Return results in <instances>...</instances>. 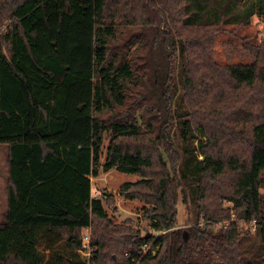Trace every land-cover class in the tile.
<instances>
[{
    "label": "trees",
    "instance_id": "1",
    "mask_svg": "<svg viewBox=\"0 0 264 264\" xmlns=\"http://www.w3.org/2000/svg\"><path fill=\"white\" fill-rule=\"evenodd\" d=\"M253 8L264 19V0H0V264H264L263 237L234 222L264 221V43L253 65L213 59L215 29ZM100 169L141 178L121 195L150 205L155 235L112 222Z\"/></svg>",
    "mask_w": 264,
    "mask_h": 264
},
{
    "label": "rangeland",
    "instance_id": "2",
    "mask_svg": "<svg viewBox=\"0 0 264 264\" xmlns=\"http://www.w3.org/2000/svg\"><path fill=\"white\" fill-rule=\"evenodd\" d=\"M237 8L238 11L235 14V17L242 18L243 13L245 14L248 9L251 8V4H244L242 2L237 6ZM253 11L255 14L251 18V22L249 24H227L221 29H215L216 34L214 37L213 59L217 65L223 67L234 65H253L256 62V55L247 50L246 46L259 47L264 43V19L259 17L256 13L257 8H253ZM180 72L181 65L177 62L175 71L177 82H180ZM139 124L142 129H146V126L143 125L142 119H139ZM171 135L174 143L177 144V146L178 144L180 145L181 141L177 138V130L175 127L173 128ZM109 139L110 136L107 135L105 137L101 165L104 164L106 159ZM200 141L203 142L206 140L199 136L198 140L195 139V145L198 146ZM199 159L202 160L203 157L199 156ZM6 177L7 148L5 146H0V223L4 222L8 207V194L5 191L7 182L3 180ZM139 180H141L139 176L122 174L116 170L106 173L100 169L98 177L91 178L92 195L95 198L102 199L105 210L114 224L130 226L142 237L146 234L148 236H150V234L155 235V233L151 230V224L144 217V211L149 209L150 205H145L141 201L127 199L121 195L122 186L124 184L136 183ZM262 193L264 195V190H262ZM184 194L186 196V202H184ZM109 198L110 200H108ZM228 206L229 204H225L226 208ZM177 209L178 217L175 228L176 230H186L195 224L194 208L189 204L186 192H183L181 189L178 191ZM82 234L83 238L88 237L90 240L89 242H91L92 229L83 230ZM90 249H92V247L89 248V250ZM147 252H144L143 250V255ZM155 254L156 253H154V255Z\"/></svg>",
    "mask_w": 264,
    "mask_h": 264
},
{
    "label": "built area",
    "instance_id": "3",
    "mask_svg": "<svg viewBox=\"0 0 264 264\" xmlns=\"http://www.w3.org/2000/svg\"><path fill=\"white\" fill-rule=\"evenodd\" d=\"M237 225L240 231L242 232H248L252 237H255L257 235H261L264 240V221L260 220H250V221H234ZM229 223L221 224L220 226H217V228L222 226H228ZM90 240L88 237H85L83 239V250L81 251V254L86 257L88 260L91 258V249L89 250V242ZM150 250V247L145 246L144 252H147ZM128 256V253L125 254Z\"/></svg>",
    "mask_w": 264,
    "mask_h": 264
},
{
    "label": "crops",
    "instance_id": "4",
    "mask_svg": "<svg viewBox=\"0 0 264 264\" xmlns=\"http://www.w3.org/2000/svg\"><path fill=\"white\" fill-rule=\"evenodd\" d=\"M7 177H8V165H7ZM7 177L6 178H4L3 180H5L6 182H7ZM1 180V179H0ZM5 191H6V193H8L7 191V186H6V189H5Z\"/></svg>",
    "mask_w": 264,
    "mask_h": 264
},
{
    "label": "water",
    "instance_id": "5",
    "mask_svg": "<svg viewBox=\"0 0 264 264\" xmlns=\"http://www.w3.org/2000/svg\"><path fill=\"white\" fill-rule=\"evenodd\" d=\"M184 200H185V202H186V196H185V194H184Z\"/></svg>",
    "mask_w": 264,
    "mask_h": 264
}]
</instances>
